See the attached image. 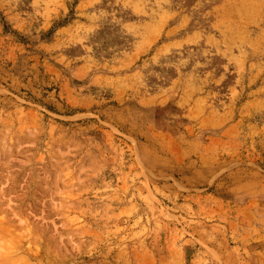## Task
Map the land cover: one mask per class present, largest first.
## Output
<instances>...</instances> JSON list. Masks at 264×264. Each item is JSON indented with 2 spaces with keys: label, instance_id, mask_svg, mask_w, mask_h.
<instances>
[{
  "label": "rangeland",
  "instance_id": "1",
  "mask_svg": "<svg viewBox=\"0 0 264 264\" xmlns=\"http://www.w3.org/2000/svg\"><path fill=\"white\" fill-rule=\"evenodd\" d=\"M0 264H264V0H0Z\"/></svg>",
  "mask_w": 264,
  "mask_h": 264
}]
</instances>
